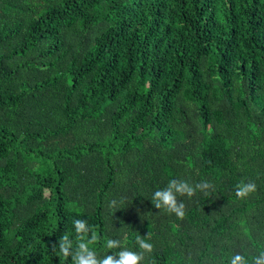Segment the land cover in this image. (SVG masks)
I'll use <instances>...</instances> for the list:
<instances>
[{
    "label": "trees",
    "instance_id": "trees-1",
    "mask_svg": "<svg viewBox=\"0 0 264 264\" xmlns=\"http://www.w3.org/2000/svg\"><path fill=\"white\" fill-rule=\"evenodd\" d=\"M172 179L182 218L152 200ZM75 219L98 258L255 264L264 0H0V264H72Z\"/></svg>",
    "mask_w": 264,
    "mask_h": 264
},
{
    "label": "clouds",
    "instance_id": "clouds-1",
    "mask_svg": "<svg viewBox=\"0 0 264 264\" xmlns=\"http://www.w3.org/2000/svg\"><path fill=\"white\" fill-rule=\"evenodd\" d=\"M197 188L200 185L196 186ZM255 191V185L252 183H241L237 186L236 196L240 199L247 197L251 192ZM195 192V188L186 181H177L172 179L164 189L155 191L152 200L157 208H162L169 213H175L178 217H183L184 205L177 201V195H187L191 197ZM73 231L76 237V250L70 253L72 248V241L69 240L67 234L61 237L59 244V254L63 258L71 255L72 264H141L143 254L128 249H123L117 253L116 256L105 255L103 258H98L96 251L91 247L96 241L97 236L92 234L89 239L87 234L90 231V226L87 221L81 219L73 220ZM139 248L148 252L152 251V245L143 239L137 241ZM55 247V245H53ZM106 247L114 249L119 247V242L115 240H107ZM230 264H248V260L241 254H236L231 258ZM255 264H264V253L255 258Z\"/></svg>",
    "mask_w": 264,
    "mask_h": 264
}]
</instances>
